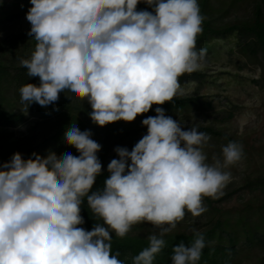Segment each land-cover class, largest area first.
<instances>
[{
  "label": "clouds",
  "instance_id": "9594fccd",
  "mask_svg": "<svg viewBox=\"0 0 264 264\" xmlns=\"http://www.w3.org/2000/svg\"><path fill=\"white\" fill-rule=\"evenodd\" d=\"M30 0L28 35L36 41L30 59H21L27 75L39 78L19 89L26 113L33 104L54 105L66 90L86 99L92 122L105 126L132 122L183 91L179 77L204 66L206 49L196 48L202 33L198 0ZM142 120L147 134L131 151L117 146L119 159L107 166L102 189L92 190L102 173V146L91 130L72 123L63 140L69 152H16L0 164V264H126L112 254L111 232L125 237L132 226L148 222L159 229L132 264H153L165 247L164 236L185 216L207 211L204 197L222 194L231 179L224 171L243 157V146L222 147L223 161L206 162L210 136L155 108ZM86 198L96 223L91 231L81 205ZM111 230V231H110ZM190 245L173 247L172 264H197L206 247L193 229Z\"/></svg>",
  "mask_w": 264,
  "mask_h": 264
},
{
  "label": "rangeland",
  "instance_id": "374dc122",
  "mask_svg": "<svg viewBox=\"0 0 264 264\" xmlns=\"http://www.w3.org/2000/svg\"><path fill=\"white\" fill-rule=\"evenodd\" d=\"M218 1L216 4L218 9L214 10V14L221 13L224 21L239 20L250 8L249 0ZM30 7H32L30 0H0V41L16 33L30 31L31 24L26 19ZM210 49L206 52L203 66L208 76L200 93L204 100L212 102V108L208 110L187 108L166 115L178 120L182 128L190 124H214L243 146V157L223 169L231 173V179L221 195L216 198L210 197L212 207L203 203L207 211L199 216H193L185 210L184 218L177 222L176 228L170 233L204 230L219 218L240 231L237 236L239 252L233 264H260L262 250L257 246L243 247L245 238L239 230L241 227L238 219L247 215L251 221H257L260 215L258 207L264 202V189L247 186L249 182L255 185L258 177L264 174V69L260 60L238 50L233 37L217 40ZM37 83L39 85V80ZM181 88L183 94H191L195 84H181ZM35 107L32 104L27 112H24L27 118L23 123L10 127L0 126V130L13 132L14 153L19 152L22 157L27 148L51 134L57 126V116L48 114V107L45 110L46 114L42 116L37 113ZM14 109L24 111V106L17 101ZM230 112L232 115L228 119L221 120V117ZM145 118L147 117L138 115L132 122L121 120L103 127L94 123H84L80 127L81 131L91 130L93 134L91 138L102 146L97 153L102 170L107 168L112 159H119L114 151L117 146L128 149L132 139L147 134V127L142 125ZM228 143L211 137L203 147L206 162L213 164V157L223 161L222 147ZM65 152L74 156L79 155L71 145L65 146L61 153L56 154ZM253 225L251 222L248 227ZM132 227L134 234L149 235L159 232L157 227L148 222Z\"/></svg>",
  "mask_w": 264,
  "mask_h": 264
},
{
  "label": "trees",
  "instance_id": "16d2710c",
  "mask_svg": "<svg viewBox=\"0 0 264 264\" xmlns=\"http://www.w3.org/2000/svg\"><path fill=\"white\" fill-rule=\"evenodd\" d=\"M217 1V2H215ZM239 1V0H234ZM218 0H198L201 15L205 17L202 28L203 31L197 36L196 48L206 49L210 51L211 47L217 40H224L229 37L235 39L238 50L254 59L261 61L264 69V0H249L250 8L246 15L240 17L239 20L224 21L220 14H214V10L218 9L216 4ZM148 10L147 4L141 0L137 5V10ZM36 41L28 35V32L16 33L0 41V126L10 127L23 123L26 120L24 111H16V102L20 101L19 89L28 84H37L38 77L30 78L27 75V69L24 68L21 59H30L32 52L35 50ZM208 73L202 68L193 73H185L179 77L180 84L194 83L195 88L191 94H183L175 96L171 101L165 102L163 105H153L148 113L142 114L145 117L156 115L155 108L162 107L166 113L182 111L187 108H196L199 110L211 109L212 102L204 100L200 89L203 86ZM258 83L257 80H254ZM73 98L74 100H71ZM16 101V102H15ZM36 111L41 116L46 114L56 115L58 121L57 126L51 134L36 142L26 149L23 158L28 159L33 152L44 155L49 150L55 153H61L67 144L63 140L65 131L72 123H76L80 127L93 123L88 113L92 111L90 104L86 99H81L75 94L69 92H61L59 100L54 105L41 107L39 104L33 103ZM232 113L221 117V120L228 119ZM197 126L199 131L207 133L210 138H218L220 140L235 142L231 135L225 133L222 129L214 124H190L183 128L188 130L190 127ZM13 132L6 129L0 130V164L7 162L14 154L13 150ZM142 138V136L132 139L128 150L131 151L134 145ZM110 174L107 168L102 170L101 175L96 179L93 185V191L102 189L104 181ZM252 185L247 183L250 188L264 189V174ZM203 203L212 207L210 197H204ZM259 219L251 221L250 216H242L238 219L240 224L239 230L244 234L245 241L243 247L257 246L262 250L260 264H264V202L258 207ZM81 216L85 223L78 227L91 231L96 223H103L95 217L88 207L86 198L81 205ZM253 222L252 227H248ZM130 232L123 238L111 232L112 254L118 251L120 256L118 259L124 260L128 257L126 264H132L131 257L138 255L144 248L149 246L147 237L150 235H140ZM111 231V230H110ZM204 235L206 247L202 250L201 259L197 264H233L239 252L237 236L240 231L234 227H230L227 221L216 219L208 228L200 230ZM166 241L165 247L155 254L153 264H172L171 257L174 255L173 247L183 241L186 245H190L194 239L193 231L190 232H174L164 236ZM213 240H216L213 242Z\"/></svg>",
  "mask_w": 264,
  "mask_h": 264
}]
</instances>
